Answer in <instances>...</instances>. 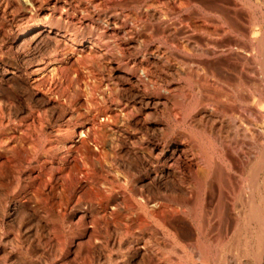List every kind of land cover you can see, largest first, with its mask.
<instances>
[{"label": "rangeland", "instance_id": "obj_1", "mask_svg": "<svg viewBox=\"0 0 264 264\" xmlns=\"http://www.w3.org/2000/svg\"><path fill=\"white\" fill-rule=\"evenodd\" d=\"M83 1L0 0V264H264V252H257L264 239L252 234L258 223L248 226L240 220L236 226L215 216L204 188L201 203L183 205L170 197L169 174L154 173L161 168L160 149L174 136L164 135L166 128L176 126L203 150L214 145L203 130L183 121L190 104L178 108L176 118L173 99L164 98L160 86L150 87L134 76L132 61L150 45L123 49L101 29L106 15H117L146 31L147 24L136 22L131 10L153 0ZM185 1L187 5L178 0L159 4L177 28L193 25L190 19L197 14L215 23L219 18L229 28H264V0ZM37 19V34L19 36ZM94 38V54L86 48L83 52L78 43ZM60 39L67 44L61 46ZM175 53L195 59L191 53ZM72 56L74 65L67 59ZM147 100L154 104L144 111ZM108 109L119 117H110ZM78 122L88 124L86 145L76 136ZM177 166L187 182L200 188L194 171Z\"/></svg>", "mask_w": 264, "mask_h": 264}, {"label": "bare ground", "instance_id": "obj_2", "mask_svg": "<svg viewBox=\"0 0 264 264\" xmlns=\"http://www.w3.org/2000/svg\"><path fill=\"white\" fill-rule=\"evenodd\" d=\"M74 1L76 2V0ZM126 1L128 0H93L94 4L100 3L99 5H106L109 3H112L113 5L122 4ZM160 1L161 0H153L150 4H146L141 10H131L132 15H130L133 16L132 18L136 19V22L141 21L142 23L144 22L143 24H147V30H144L145 32L143 29L141 30L143 32H140L133 24L129 23L130 25H127L126 22L122 18H118L117 15H106V18L102 21L101 29H103L105 32L104 35L111 34L112 37L115 38L117 45L123 49L131 48L134 45L143 43L150 45V47L144 51L140 59L132 61L133 67L131 66V69H133L134 74L136 73L133 75L139 76V80L146 81L150 87L160 86V90L163 93L164 98L173 99L171 109L175 113L176 118H180V111H178V108H181L182 106L186 107L188 104H190L191 109L183 112V121H185L190 126H194L203 130L209 138V141L214 145V148L210 151L203 150L201 147H199V144L196 145L191 138H186V136H184V132L178 130L176 126L175 128H171V130L166 128L163 134L167 135V133H169L174 136L172 137L170 143H167L165 149H160L161 168L159 167L160 169L155 170L154 173L159 175L160 173L169 174L168 176H170V182L172 185V194L170 197L174 196L175 200L180 201V203L183 205H191V207L196 206L198 203H201L200 200L203 199V193L201 189L204 188V191L208 190L207 196L209 199L206 201L207 198H205L204 200L209 204L207 205L211 213H213L215 216L222 215L234 224H237L240 220H243L245 223H247V225L253 222L258 223L257 225L259 227L256 225L258 228L256 227L257 229H255V231L253 230L254 232H252V234L254 235L253 237L256 235L257 240L262 239L263 241L264 28H229V26H223L219 18H216L218 23H215L210 21V19H208L206 16L199 14H197L195 17L193 16V18L191 17V22H194L193 25L190 24L191 26H188V22V24L184 23V25H186L182 28H177L172 24V22H169L171 17L168 15L167 10L162 11L161 8H159ZM178 1L182 5H187L185 0ZM83 2H85V0ZM81 6L82 5H80V8L82 9L83 7ZM84 9L86 11L89 10L90 7L84 5ZM193 15H195V13ZM40 23L41 22L39 19L35 20L30 27L23 29L20 33H18L19 36H24L26 34L30 35L29 33H31V35L37 34L36 32H39L38 30L41 27ZM125 33H128L129 35H127L128 37L126 38L124 37L126 36ZM53 35L55 36V34ZM67 37L70 38L68 35ZM154 39H159L161 41H154ZM60 41L62 42L63 40L60 39ZM78 42H80V40ZM65 44H67V42H64V45L62 44L61 46H65ZM78 44L82 45L83 49L86 48L87 50H90L87 52L85 49L82 50L83 52L86 51L87 53H90L94 52L91 51L90 48L96 45V40L94 38L93 40L88 41V43L83 44L81 41ZM66 48L64 47V49ZM107 50L109 51V49ZM179 50L183 55L191 53V55H198V57L209 56L211 58L202 59L201 57L197 58L194 56V60H183L182 58H178L179 56L176 57L175 55L177 54L175 52ZM80 52L81 51H79V54ZM102 53H105L106 55L111 54L110 52L105 51ZM112 53L114 52L112 51ZM67 59L70 65H74V62H76L73 56ZM114 59L115 58H113V60ZM139 65L141 66L140 69ZM137 70H139V72H137ZM133 72H131V74ZM99 81H101V79ZM96 84L98 85L99 83L97 82ZM93 86L96 88L95 84ZM108 93H110V91ZM150 103H152L151 100H147L144 103L142 109L147 111V109L152 108L149 105ZM127 107L129 108L130 106ZM106 111L109 113L110 117H119V113L117 114L116 112H112L113 110L111 111V109ZM83 119L81 120L84 121ZM105 127L106 126H102L101 131L104 134H108ZM74 129L77 134L76 136H78V140L84 144L85 141H87L86 137L89 131L88 124H86V122H78L75 124ZM108 137L112 136L110 135ZM90 151L92 152V148ZM155 157H157V155ZM179 164L183 166L182 168L184 170L195 172L200 183V188L197 189L194 183L189 180L187 182V180L184 179V176L182 175L183 173L181 174L179 169L180 167L178 168L177 166ZM184 170L182 172H184ZM100 172H102V170H100ZM244 175L246 179H244ZM188 191L191 192L189 193ZM116 199L117 198L115 197V201H118ZM122 199H124V197ZM156 201L157 202H153L158 203V200ZM149 206L151 205L149 204ZM242 207H245V211H241L243 213L239 212ZM207 218L209 217L207 216ZM207 218H205V220ZM210 220H212L211 217ZM236 226H238V224ZM235 238L237 239V236ZM262 244L257 245V252L259 254L264 252V247ZM253 246H255V244ZM229 247L231 248L232 246ZM203 251L205 252V249H203ZM258 258H260V256H258ZM200 262L201 264L203 263L202 261Z\"/></svg>", "mask_w": 264, "mask_h": 264}]
</instances>
